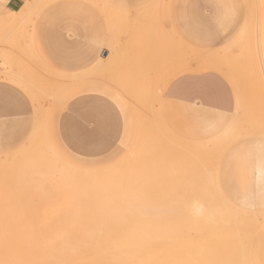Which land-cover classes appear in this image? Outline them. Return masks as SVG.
Masks as SVG:
<instances>
[{
    "label": "rangeland",
    "instance_id": "obj_1",
    "mask_svg": "<svg viewBox=\"0 0 264 264\" xmlns=\"http://www.w3.org/2000/svg\"><path fill=\"white\" fill-rule=\"evenodd\" d=\"M7 1L0 264H50L47 247L74 235L80 216L108 213L130 217L110 230L121 247L111 264H264V238H254L264 214V0H19L12 13ZM185 67L224 82L231 108L169 96ZM219 192L246 221L241 234L214 228L209 210L192 206L193 195ZM134 196L192 198L164 212L135 208ZM219 231L233 235L215 240Z\"/></svg>",
    "mask_w": 264,
    "mask_h": 264
},
{
    "label": "bare ground",
    "instance_id": "obj_2",
    "mask_svg": "<svg viewBox=\"0 0 264 264\" xmlns=\"http://www.w3.org/2000/svg\"><path fill=\"white\" fill-rule=\"evenodd\" d=\"M197 51V50H196ZM254 60V59H253ZM252 62H254V61H252ZM160 83V82H159ZM157 89V88H156ZM167 107V106H166ZM165 107V108H166ZM172 107V106H171ZM168 108V107H167ZM170 109H172V108H169L168 110H170ZM174 110V109H173ZM182 110V109H181ZM171 112H176V111H171ZM170 111L168 112V113H171ZM179 112V111H178ZM183 113V112H182ZM224 122V121H223ZM222 122V123H223ZM217 123V122H216ZM219 124V123H218ZM217 124V125H218ZM215 132V131H214ZM213 132V133H214ZM169 147V146H168ZM42 149V148H41ZM40 149V150H41ZM44 151V150H43ZM42 151V152H43ZM47 152V151H46ZM35 153V152H34ZM29 154V153H28ZM40 155V154H39ZM46 155V154H45ZM31 156V155H30ZM34 156V155H33ZM37 156V155H36ZM24 159H25V157H24ZM30 159V158H29ZM37 159V158H36ZM169 159V158H168ZM5 160V159H4ZM34 160V159H33ZM9 161V160H8ZM29 161V160H28ZM41 161V160H40ZM43 161V160H42ZM2 162V161H1ZM49 162H51V161H49ZM4 164V163H3ZM16 164V163H15ZM40 164V163H39ZM38 165V164H37ZM36 165V166H37ZM42 165V164H41ZM45 166V165H44ZM40 167V166H39ZM168 167V166H167ZM166 167V168H167ZM52 167H50V169H51ZM14 169V168H13ZM24 169H27V168H24ZM37 169V168H36ZM18 170V169H17ZM21 170V169H20ZM1 171V170H0ZM6 171V170H5ZM33 171V170H32ZM31 171V172H32ZM46 171H47V168H46ZM49 171V170H48ZM47 171V172H48ZM162 171V170H161ZM35 172V171H34ZM41 172V171H40ZM50 172V171H49ZM53 172V171H52ZM25 173V172H24ZM28 173H30V171H28ZM35 173H37V172H35ZM34 173V174H35ZM54 173V172H53ZM173 173V172H172ZM22 174V173H21ZM32 174V173H31ZM46 174H49V173H46ZM170 174V173H169ZM262 174V173H261ZM36 175V174H35ZM35 175L33 176V177H35ZM38 176H42V175H40V173L38 172V174H37ZM50 175V174H49ZM217 175V174H216ZM23 177V176H22ZM32 177V176H31ZM30 176H29V178H31ZM43 177V176H42ZM55 177V176H54ZM207 177V176H206ZM258 177V176H257ZM40 178V177H39ZM44 178V177H43ZM47 180H48V178H47V176L45 177ZM44 178V179H45ZM45 179V180H46ZM182 179V178H181ZM261 179V178H260ZM30 180V179H29ZM42 180V179H41ZM40 180V181H41ZM257 180H258V182H259V177L257 178ZM21 181V180H20ZM19 181V182H20ZM27 181V180H26ZM43 181V180H42ZM52 181V180H51ZM30 182V181H29ZM28 182V183H29ZM37 182H39V181H37ZM160 182V181H159ZM177 182V181H176ZM50 183V182H49ZM19 185V184H18ZM194 184H192V186H193ZM210 185H212V184H210ZM22 186V185H21ZM25 187V186H24ZM213 187H215V186H213ZM258 187H260V185L258 186ZM199 189V188H198ZM213 189V188H212ZM215 189V188H214ZM219 189V188H218ZM187 190V189H186ZM201 190V189H200ZM205 190V189H204ZM185 191V190H184ZM217 192V191H216ZM222 192V191H221ZM187 193H189V190H187ZM192 193V192H191ZM194 197H195V202L193 203V205L192 206H194L195 208H197L198 210H203V209H205V210H209V213H210V217H211V219H212V222L215 224V226L216 227H214V228H218V229H220V230H236V232H233L234 234H237L238 235V233L240 232L239 230H242V229H240V227L246 222V221H242L241 219H237L236 218V216L234 215V211H235V207H234V205H233V203H232V201H231V199H230V197H229V195L228 194H223V193H198V194H195V195H193ZM259 196V195H258ZM129 198V201L133 204V206L135 207V208H137V209H151V210H157V209H163L164 210V212L165 211H167V210H169V211H167V212H170V210H176V209H183V208H186V207H188V206H191V204H189V205H187V202L190 200V198H192V196H190V198L187 200V199H185V198H179V197H177V196H162V197H155V198H152V197H148V196H143V197H128ZM177 211H179V210H177ZM192 211V210H191ZM12 212V211H11ZM166 212V213H167ZM180 212H182L183 213V210L182 211H180ZM180 212H178V213H180ZM6 213V212H5ZM9 213V212H8ZM16 213V212H15ZM165 213V214H166ZM182 213L180 214V215H182ZM11 216H14V215H12L11 214ZM58 216H61V215H58ZM80 216V215H79ZM78 216V217H79ZM241 216H242V212H241ZM21 217V216H20ZM24 217V216H23ZM55 217V216H54ZM62 217V216H61ZM60 217V218H61ZM129 216H126V218H125V216L124 217H122L121 218V216H111L109 213L108 214H103V215H101V214H99V215H96V214H88V215H86V216H80V223H81V225L80 224H77V221H76V223L75 224H77V225H80L79 227H78V229L77 228H73L74 230L76 229V232L74 233V235H71V234H69L70 236H68V237H64L65 238V240H62L61 242L58 240V238L56 239V241L58 240L59 241V244H56L57 242L55 241V239H54V241H55V244H52L51 243V245L49 244V247H47V250L49 251V252H47L46 251V253H45V256H44V253L42 252V254H43V256L44 257H46L48 254H49V257H47V258H50V256H51V260L49 261L50 262V264H55L57 261H59V262H61V264H97V261H99V259H100V262L98 263V264H101L103 261H105V260H103V259H105L106 258V261L104 262V263H102V264H105L106 262H108L109 264H111L110 262H111V259H110V261H109V257H111V256H113L116 252H117V248H114V247H119V246H114V245H111V243H109V241L111 240V238H112V232L110 231L111 229H115L116 227L115 226H118V224H123L124 222V220L126 219V221H127V218H128ZM167 217V216H166ZM243 217V220H245L244 219V216H242ZM241 217V218H242ZM9 218V217H8ZM11 218V217H10ZM16 218V217H15ZM53 218V217H52ZM63 218H64V216H63ZM62 218V219H63ZM70 218V217H69ZM69 218H68V220H69ZM130 218V217H129ZM3 219H5V218H3ZM13 219V218H12ZM11 219V220H12ZM19 219V218H18ZM17 219V220H18ZM22 219V218H21ZM59 219V218H58ZM78 219V218H77ZM78 219V220H79ZM123 219V220H122ZM16 220V219H15ZM26 220V219H25ZM55 220V219H54ZM65 220V219H64ZM74 220H76V219H74ZM50 221V220H49ZM63 221V220H62ZM73 221V220H72ZM249 221V220H248ZM247 221V222H248ZM262 221H264V214H263V216H262ZM7 222H9L8 220H7ZM13 222V221H12ZM17 223L19 222V221H16ZM21 222V221H20ZM54 222V221H53ZM52 222V223H53ZM65 222H68V221H66L65 220ZM63 223H64V221H63ZM70 223V222H69ZM73 223V224H74ZM213 223H210V224H213ZM243 223V224H242ZM9 224V223H8ZM13 224V223H12ZM23 224V223H22ZM72 224V223H71ZM70 224V225H71ZM75 224H74V226H75ZM242 224V225H241ZM27 225H28V223H27ZM31 225V224H30ZM33 225V224H32ZM54 225V224H53ZM59 225H60V223H59ZM67 225V224H66ZM70 225H68L69 226V228H70ZM11 226V225H10ZM19 226V225H18ZM40 226V225H39ZM52 226V225H51ZM113 226L115 227V228H113ZM5 227V226H4ZM66 227L67 226H64V227H60L61 229H62V233L65 231V229H66ZM73 227V226H72ZM76 227V226H75ZM211 227V226H210ZM243 227V226H242ZM241 227V228H242ZM2 228V227H1ZM6 228V227H5ZM25 228H26V226H25ZM53 228H55V230H56V228L57 227H53ZM64 228V229H63ZM103 229V231L102 232H98V229ZM212 229H213V227H211ZM45 229V228H44ZM50 228H47L46 230H49ZM37 230V229H36ZM43 230V229H42ZM46 230H44V231H46ZM50 230H54V229H50ZM67 230V229H66ZM217 230V229H216ZM8 231V230H7ZM7 231H3V232H7ZM25 231V230H24ZM60 231V229H59V227H58V232ZM68 231H70V229H68ZM30 232V231H29ZM35 232V231H34ZM37 233H39L40 231H36ZM35 232V233H36ZM47 232V231H46ZM46 232H44L45 233V235H47V234H49L50 232H48L47 234H46ZM56 232V231H55ZM74 232V231H73ZM27 233V232H26ZM32 233H33V230H32ZM61 233V234H62ZM71 233V232H70ZM3 234V233H2ZM42 234V233H41ZM51 234V233H50ZM61 234H59L58 233V235H57V237L60 235L61 236ZM68 234V233H67ZM210 234V233H209ZM229 234L230 233H228V232H225L224 231V233L222 232V231H219V235L218 234H214V238H216L215 240H224L225 238H224V236L226 237V236H228V237H230L231 235H233V234H231L230 236H229ZM239 234H241V233H239ZM5 235V234H4ZM29 235V234H28ZM38 235H40V234H38ZM37 235V237H39ZM42 235H44V234H42ZM212 237H213V235L212 234H210ZM210 235H208L209 237H208V239H210L211 238V236ZM236 235V236H237ZM243 235V234H242ZM9 236V235H8ZM19 236H20V234H19ZM25 236V235H24ZM23 236V237H24ZM31 236V235H30ZM49 236V235H48ZM114 236H115V233H114ZM248 236V235H247ZM16 237V236H15ZM26 237H28V236H26ZM45 237V236H44ZM50 237V236H49ZM56 237V236H55ZM234 237V236H233ZM5 238H6V236H5ZM13 238V237H12ZM40 238H41V236H40ZM47 238V237H46ZM53 238H54V236H53ZM61 238H63V235L61 236ZM61 238L59 237V239L61 240ZM232 238V237H231ZM8 239H10L9 237H8ZM32 239H35V237L34 238H32ZM39 238H37V242L39 241L38 240ZM44 239V238H43ZM48 239V238H47ZM50 239V238H49ZM49 239L47 240V241H49ZM208 239H206V241H205V243L206 242H208L207 240ZM211 239H213V238H211ZM238 239H240L239 237H238ZM18 240V239H17ZM29 240V239H28ZM44 240H46V239H44ZM100 240V244H99V241ZM235 240H237V238L235 239ZM3 241V240H2ZM11 241V240H10ZM18 241H21L20 239L18 240ZM27 241V240H26ZM43 241V240H42ZM51 241H53V240H50V242ZM211 241V240H210ZM226 241H227V239H226ZM230 241V240H229ZM7 242H9V240L7 241ZM17 242V241H16ZM23 242V241H22ZM21 242V243H22ZM32 242V241H31ZM216 242V241H215ZM214 242V243H215ZM20 243V244H21ZM24 243V242H23ZM33 243V242H32ZM38 243H40V242H38ZM47 243V242H46ZM54 243V242H53ZM204 243V244H205ZM211 243H213V240H212V242ZM214 243H213V245H214ZM228 243V242H227ZM2 244V243H1ZM6 244V243H5ZM5 244H4V246H5ZM12 244H15V242L14 243H9L8 244V249L10 248V247H12L11 245ZM25 244V243H24ZM26 244H28V243H26ZM36 244V243H35ZM224 244V243H223ZM7 245V244H6ZM17 245H18V243H17ZM17 245H15V246H17ZM32 245H34V244H32ZM37 245V244H36ZM39 245V244H38ZM43 245H45V241H44V244ZM42 245V246H43ZM47 245V244H46ZM219 245H220V243H219ZM226 245V244H225ZM15 246L13 245V247H12V249L13 250H15L16 248H15ZM21 246H23L24 247V245H21ZM31 246V245H30ZM48 246V245H47ZM215 246V245H214ZM222 246H224V245H222ZM1 247V246H0ZM19 246H17V248H18ZM23 247H21V248H23ZM28 247H29V245H28ZM44 247V246H43ZM5 248H7L6 246H5ZM20 248V249H21ZM33 248V247H32ZM35 248H38L37 246L36 247H34L33 248V250L35 249ZM42 248V247H41ZM49 248V249H48ZM121 247H119L118 249V251H120L121 249H120ZM20 249H18V251L20 250ZM30 249V248H29ZM28 248H26V250H29ZM113 249H114V251H113ZM116 249V250H115ZM1 250V249H0ZM3 250H4V247H3ZM37 250H39V248L37 249ZM41 250H43V248L41 249ZM208 250V249H207ZM227 250V249H226ZM5 252L7 251V249L6 250H4ZM10 251H12V250H9V253L11 254V252ZM17 251V252H18ZM113 251V252H112ZM122 251H123V249H122ZM219 251V250H218ZM217 251V252H218ZM3 252V251H2ZM4 252V253H5ZM25 252H27V251H24V253ZM30 252V251H29ZM35 252V251H34ZM39 252V251H38ZM37 252V253H38ZM121 252V251H120ZM220 252V251H219ZM223 252V251H222ZM222 252L220 253V254H222ZM225 252V251H224ZM8 253V252H7ZM6 253V254H7ZM9 253L7 254L8 256H9ZM16 253V251L15 252H13V254H15ZM19 253V252H18ZM21 253V252H20ZM113 253V254H112ZM118 253V252H117ZM123 253H124V251H123ZM214 253V252H213ZM228 253V252H227ZM226 253V254H227ZM5 254V256H7ZM17 254V253H16ZM15 254V255H16ZM27 254H28V252H27ZM32 254V253H31ZM28 255V256H26V257H29L30 258V256H32V255ZM34 254V253H33ZM36 254V253H35ZM121 254V253H120ZM207 254H209V253H207ZM217 254V253H216ZM230 254V253H229ZM12 255V254H11ZM206 255V254H205ZM205 255H203L202 257H204L205 258ZM1 256V255H0ZM16 256H18V257H16V258H19V255H16ZM22 256H24V255H22ZM22 256H20V257H22ZM35 256V255H34ZM33 256V257H34ZM42 256V257H43ZM114 256H121V255H114ZM113 256V257H114ZM210 256V255H209ZM213 256V255H212ZM228 256V255H227ZM227 256H225V257H227ZM4 257V255L2 256V258ZM12 257V256H11ZM11 257H8L7 259H11L12 261H13V257L11 258ZM39 257V256H38ZM37 257V258H38ZM42 257H40L41 259H42ZM43 257V258H44ZM115 257V258H116ZM216 257V256H215ZM221 257V256H220ZM1 257H0V261H1V259H2ZM23 258V257H22ZM23 259H27V258H23ZM101 259L103 260V261H101ZM10 260V261H11ZM19 260V259H18ZM17 260V261H18ZM37 260V259H36ZM44 260H45V258H44ZM108 260V261H107ZM113 260V259H112ZM4 261V260H3ZM7 261V260H6ZM5 261V262H6ZM16 261V260H15ZM21 261H23V262H25L24 260H21ZM21 261H19V262H21ZM26 261H28V260H26ZM34 261V260H33ZM33 261H31V259H30V262L31 263H33ZM39 261V260H38ZM38 261H36V262H38ZM40 261H42V262H44L43 260H40ZM39 261V262H40ZM47 261V260H46ZM2 262V261H1ZM4 262V263H5ZM36 262H34L35 264H36ZM8 263H9V260H8ZM13 263H15L14 261H13ZM26 263V262H25ZM24 263V264H25ZM48 263V262H47ZM47 263H45V264H47ZM58 263V262H57ZM228 263V262H227ZM11 264V263H10ZM18 264V263H17ZM20 264V263H19ZM23 264V263H22ZM41 264V263H40ZM43 264V263H42ZM59 264V263H58ZM107 264V263H106Z\"/></svg>",
    "mask_w": 264,
    "mask_h": 264
},
{
    "label": "crops",
    "instance_id": "obj_3",
    "mask_svg": "<svg viewBox=\"0 0 264 264\" xmlns=\"http://www.w3.org/2000/svg\"><path fill=\"white\" fill-rule=\"evenodd\" d=\"M18 4L19 0H8L6 9L11 13L16 12ZM191 70L185 67L181 73L175 75L166 88L167 94L185 104L197 103L211 110H229L232 100L228 86L214 76L196 74ZM145 77L152 79L155 74L151 71ZM254 238H264V221L260 231L254 234Z\"/></svg>",
    "mask_w": 264,
    "mask_h": 264
}]
</instances>
